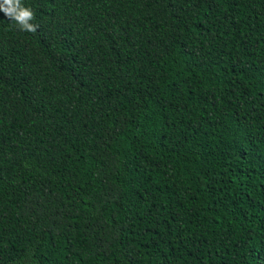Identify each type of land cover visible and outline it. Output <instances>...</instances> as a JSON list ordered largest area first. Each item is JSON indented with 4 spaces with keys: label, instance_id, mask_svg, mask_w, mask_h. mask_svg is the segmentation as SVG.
Wrapping results in <instances>:
<instances>
[{
    "label": "trees",
    "instance_id": "16d2710c",
    "mask_svg": "<svg viewBox=\"0 0 264 264\" xmlns=\"http://www.w3.org/2000/svg\"><path fill=\"white\" fill-rule=\"evenodd\" d=\"M0 11V264H264V0Z\"/></svg>",
    "mask_w": 264,
    "mask_h": 264
},
{
    "label": "clouds",
    "instance_id": "9594fccd",
    "mask_svg": "<svg viewBox=\"0 0 264 264\" xmlns=\"http://www.w3.org/2000/svg\"><path fill=\"white\" fill-rule=\"evenodd\" d=\"M0 11L10 19L14 20L22 31L35 32L36 25L31 23L34 13L30 7H25L22 0H0Z\"/></svg>",
    "mask_w": 264,
    "mask_h": 264
}]
</instances>
